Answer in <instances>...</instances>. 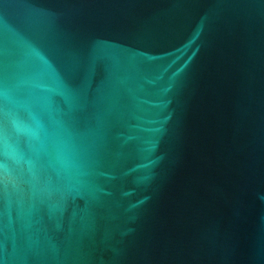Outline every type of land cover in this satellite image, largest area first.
I'll return each mask as SVG.
<instances>
[{"label":"water","instance_id":"water-1","mask_svg":"<svg viewBox=\"0 0 264 264\" xmlns=\"http://www.w3.org/2000/svg\"><path fill=\"white\" fill-rule=\"evenodd\" d=\"M0 264H264V0H0Z\"/></svg>","mask_w":264,"mask_h":264}]
</instances>
